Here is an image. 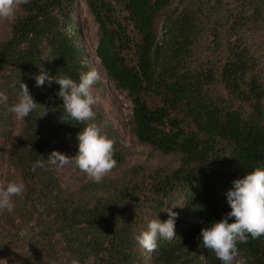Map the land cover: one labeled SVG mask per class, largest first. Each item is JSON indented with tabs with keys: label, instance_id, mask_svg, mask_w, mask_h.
Listing matches in <instances>:
<instances>
[{
	"label": "trees",
	"instance_id": "obj_1",
	"mask_svg": "<svg viewBox=\"0 0 264 264\" xmlns=\"http://www.w3.org/2000/svg\"><path fill=\"white\" fill-rule=\"evenodd\" d=\"M80 4L96 25L91 53L131 104L130 136L174 164H128L117 130L94 107L88 123L114 141L117 161L103 182L74 162L61 171L46 160L54 150L76 155L86 126L67 117L58 84L35 83L41 67L77 82L92 70L75 18ZM21 83L39 106L20 119L12 145L9 108ZM0 92L8 98L0 104V184L27 189L11 214L0 213V254L14 252L15 264H220L200 230L231 211L232 181L264 170V0H31L0 40ZM36 161L45 166L33 172ZM169 207L176 238H158L147 252L134 236L168 219ZM237 249L234 264H264V236Z\"/></svg>",
	"mask_w": 264,
	"mask_h": 264
},
{
	"label": "clouds",
	"instance_id": "obj_2",
	"mask_svg": "<svg viewBox=\"0 0 264 264\" xmlns=\"http://www.w3.org/2000/svg\"><path fill=\"white\" fill-rule=\"evenodd\" d=\"M30 2L31 0H0V20L14 23L21 6ZM83 47L88 56L89 50L84 45ZM98 79L99 74L95 69L81 73L78 82L67 76H50L42 67L40 73L35 76L37 87H42L46 83L58 84L57 95L63 102L67 117L78 124L86 125L77 134L76 155L69 157L54 150L46 160L55 167H63L74 162L80 171L97 184L102 183L117 166L114 159V141L102 135L97 124L88 123L95 120L93 106L100 100L99 95L93 92V86ZM7 99V95L0 92V104H6ZM38 106L27 85L21 83L18 101L9 108V111L17 119H24ZM44 166L43 161H36L32 164L31 170L35 172L38 167ZM232 184L233 188L226 193L231 211L221 220L200 230L203 248L211 250L220 264H234L238 255L237 243H246L249 236L252 239L264 236V170L257 167L247 172L243 178L232 181ZM26 190L23 182L9 181L0 184V213L7 211L11 214L15 209V199L22 198ZM164 211H167L168 219L163 222L158 218L152 219L147 224V230L134 236L138 245L147 252L157 249L158 238L165 240L176 238L174 228L178 214L173 212L171 207ZM229 217H234V222L229 223ZM20 235L25 236L26 232L22 231Z\"/></svg>",
	"mask_w": 264,
	"mask_h": 264
},
{
	"label": "rangeland",
	"instance_id": "obj_3",
	"mask_svg": "<svg viewBox=\"0 0 264 264\" xmlns=\"http://www.w3.org/2000/svg\"><path fill=\"white\" fill-rule=\"evenodd\" d=\"M77 19L81 39L83 45L88 49V63L90 68L95 69L99 74V79L103 86L94 87L93 92L99 95V102L93 107L102 113V115L110 121L114 128L117 130L120 141L127 147L129 151L128 164H134L138 162L151 159L155 163H175V156H158L149 147L143 146L137 143L128 132L126 126L127 119L130 115V102L126 98L123 92H119L113 88V86L106 80L102 68L99 65L98 60L93 56L90 51V43L96 40V25L93 22L92 16L87 12L84 5L80 4L75 13ZM157 35L160 34L163 28V22L160 21L157 26ZM8 34V21L0 20V40L4 39ZM20 130V119L16 118V123L13 130V137L11 144L17 141V135ZM60 168V167H59ZM64 170V168H60ZM110 174V173H109ZM108 174V175H109ZM64 178L67 182H71L70 175L66 174V170L63 173ZM72 178V177H71ZM15 253L4 255L0 254V264H15L14 260Z\"/></svg>",
	"mask_w": 264,
	"mask_h": 264
},
{
	"label": "built area",
	"instance_id": "obj_4",
	"mask_svg": "<svg viewBox=\"0 0 264 264\" xmlns=\"http://www.w3.org/2000/svg\"><path fill=\"white\" fill-rule=\"evenodd\" d=\"M162 38H163V30L160 32L159 35H157V40H158V43H159V44L161 43Z\"/></svg>",
	"mask_w": 264,
	"mask_h": 264
}]
</instances>
